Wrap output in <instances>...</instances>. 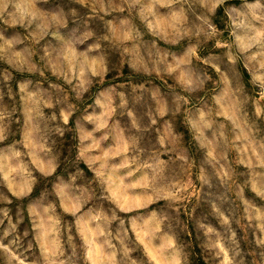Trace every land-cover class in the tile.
<instances>
[{
	"label": "clouds",
	"instance_id": "9594fccd",
	"mask_svg": "<svg viewBox=\"0 0 264 264\" xmlns=\"http://www.w3.org/2000/svg\"><path fill=\"white\" fill-rule=\"evenodd\" d=\"M0 264H264V0H0Z\"/></svg>",
	"mask_w": 264,
	"mask_h": 264
}]
</instances>
